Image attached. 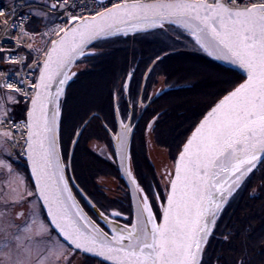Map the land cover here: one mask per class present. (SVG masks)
<instances>
[{"label": "snow or ice", "instance_id": "6c2138e0", "mask_svg": "<svg viewBox=\"0 0 264 264\" xmlns=\"http://www.w3.org/2000/svg\"><path fill=\"white\" fill-rule=\"evenodd\" d=\"M46 7L65 15L58 17L60 24L50 29L62 34L51 41L42 61L33 59L25 66V56L0 49V63L19 65L15 75L10 74L12 69L0 73L4 77L0 81V153L8 152L9 145L20 147V155L27 157L35 181L34 191L27 195L37 202L35 209H23L30 203L23 195L4 200V211H0V264H50V257L66 245L58 241L59 251L55 246L31 245L34 235L51 236L53 228L70 246L71 254H90L108 264H206L210 237L230 199L264 165V0H120L111 7L100 3V11L77 0H54ZM18 15L16 7L10 11L0 9V29L6 38L16 32L19 48L26 44L25 37L39 34L28 30L30 18L43 21L49 13L29 8L19 20ZM56 19L52 17L50 22ZM172 25L194 37L209 56L238 65L247 78L225 90L226 94L210 107L183 144L174 174L167 173L168 191L161 214L157 215L150 196L132 178L143 198L134 201L130 217L117 210L110 216L99 213L111 225L109 234L79 209L65 177L69 165L61 157L58 130L64 85L76 75L70 76L69 68L77 55H85L89 41L98 37L119 32L127 35L128 31L147 28L167 33ZM27 47L31 49L32 45ZM161 59L157 56L153 65ZM37 68L39 74L35 75ZM133 74L129 72L128 77ZM20 99L27 105L26 119H18L15 113ZM148 126L151 128L152 123ZM129 132L131 128L121 122V132L115 137L120 145L118 155ZM80 135L82 127L76 132V137ZM76 143L78 139H72V144ZM5 168L11 173V165L0 159V169ZM128 175L132 177L130 171ZM155 199L163 198L157 193ZM40 201L50 223L40 219ZM18 206L14 218L8 219L11 209ZM120 217L126 221L123 225L113 219ZM16 219L21 223L17 224ZM240 236L239 255L231 264H264V260H255L246 233L227 230L220 239L231 245ZM69 260L65 257V264ZM208 264H212L211 258ZM215 264L229 261L217 255Z\"/></svg>", "mask_w": 264, "mask_h": 264}, {"label": "flooded vegetation", "instance_id": "af4514ba", "mask_svg": "<svg viewBox=\"0 0 264 264\" xmlns=\"http://www.w3.org/2000/svg\"><path fill=\"white\" fill-rule=\"evenodd\" d=\"M144 75L141 82L137 85L134 77L129 78L127 73L120 85V91L109 94L110 101L108 100V105L110 107L103 106L105 104L102 102L100 108L90 109L87 117H85L86 114L83 116L85 118L75 130V133L86 119L90 117L82 129L83 133L85 128L90 125L89 131L86 133L88 139L84 141L81 135L77 137L78 143L73 145L71 152H69V148L72 140L68 147H66L65 140L67 136L63 127V120L60 117L58 130L60 151L63 162L68 165V158L70 161L65 174L73 196L86 216L99 227L109 232V234H111V225L100 217L99 213L101 211L109 216L113 210L121 211L129 217L133 215L129 190L120 177L116 163L114 143L112 141V138H115L119 131L121 132V122L131 128L126 152L127 174L130 171L132 174V177H129L131 181L134 178L140 188H143L150 196L157 215L161 213V204L164 203L168 191V188H166V185H168L167 173L173 172L174 160L179 152L175 150V137H172L170 133L168 135L166 132L172 130L173 107L175 108L180 91L175 90L177 87H173L172 84L174 82L167 81L165 78H163V84L160 89L153 91L154 85L157 86L158 84L157 80L152 82L145 79L146 76L144 77ZM125 82L128 84L127 90H124ZM189 89L191 90L192 86ZM81 110L80 113H82ZM94 121L95 123H93ZM149 123H152L151 128L148 126ZM100 127L105 133H100V139H96V131H99ZM90 140L95 141V143L98 141V147L93 145V149H91L88 145ZM154 148H162L166 151L163 159H161L159 153L155 154V157L152 155V152L155 151ZM69 153H71V156H69ZM0 159L6 160L12 168L11 173L6 168L0 169V211H4L2 207L4 200L16 194L23 195L30 201V203L23 205V209H35L37 207L36 200L27 195L29 191H34V187L29 177L25 157L12 156L8 151L0 153ZM69 172L73 177L76 187L70 179ZM8 178L11 179L12 188L5 187L4 180L6 182ZM98 178L115 179L114 181L117 184L110 190V195L107 194V189L100 187L101 184L97 182ZM104 187L107 188L108 186L105 185ZM13 188L16 189L15 193L12 192ZM135 189L139 200H142L143 195L138 192L136 187ZM157 193L163 198L161 201L155 199ZM254 193L252 192L250 195L257 196ZM237 194L238 198L242 192H237L234 196ZM18 209L19 206L11 209L12 215L8 219H13L15 211ZM39 211L41 213L40 219H45V222L49 223L46 220L40 202ZM253 212L255 215L256 211L254 210ZM229 218L223 219L225 222L222 223L220 222L222 219H219L214 234L210 237L208 253L205 256L206 264H208L209 258H211L212 264H215V257L217 255H223L225 260L231 264L232 257L239 255L241 237L233 240L231 245L223 244L220 239L221 233L227 230L242 234L238 230V223H228ZM113 219H118L121 225L126 222L123 217ZM15 222L21 223V219H16ZM0 223H3L2 219H0ZM255 224L256 220L250 224L249 241L247 242L253 248L255 260L259 262L264 260V229L262 230V228H259L260 226ZM225 225H227V228H225ZM50 231L57 243L54 245L57 249L59 248L58 241L66 245L53 229ZM48 238L50 236L41 235L42 240L40 244L42 247L47 246L46 242ZM44 241L45 246L42 245ZM67 249L69 252L63 250L59 254H53L50 257V264H65V257H70L69 264H107L85 254L81 255L79 252L71 254L69 246H67ZM229 249H236V251H230ZM227 255H229L228 258Z\"/></svg>", "mask_w": 264, "mask_h": 264}, {"label": "trees", "instance_id": "16d2710c", "mask_svg": "<svg viewBox=\"0 0 264 264\" xmlns=\"http://www.w3.org/2000/svg\"><path fill=\"white\" fill-rule=\"evenodd\" d=\"M128 32L129 33H127V35H125L123 32H119L112 36L97 39L85 48L88 49L91 47H95L97 49L96 52L91 56L87 55L82 60L90 61L91 64L95 62L96 64L102 63L100 67L106 64V61L108 63V61L111 60L112 64L110 65V62L107 64L110 68L109 73L97 74L98 76H101V78L105 80L108 85V87H105L104 95H100L101 103L103 102V104H105L103 106L105 107H110V105H108V100L110 101L109 94L116 93V89L120 91V85L125 75H127V73L129 72L134 73L132 78L134 77L136 84L138 85L141 82L142 76L151 61L155 57L161 56L162 59L158 61L156 65H153L151 67V71H148L145 79L155 82L157 80V76H161L167 81L174 82V84H172L173 87H177L175 90L180 91V94L178 93L179 97L176 100L175 108L173 107L174 115L172 119L173 121L171 123L172 130L166 132L168 135L170 133L172 137H175V150L176 152H178L181 145L186 140L191 130L194 128L200 118L216 102V99L214 100V97L218 89H215V87L218 88L219 86V84L213 86V83L210 82L209 84H211L214 88L208 90L207 93L204 91L205 94H201V92L199 91L195 93L193 89H189L190 86H192L193 88L197 85H206L208 83L204 82L202 84L201 82H198V80H196H202L201 77L198 76V78L196 76L195 78H193L190 74V72L192 71L190 69L196 68L193 58L195 57L196 59L203 60L204 65L207 67H212V64L214 63L216 65H219L220 67H223L224 69L228 68L224 67L207 53L203 54L202 52H194L193 50L188 51L190 50L189 48H194L192 43L195 46V42L193 40L195 38L184 30L177 28L175 25L169 26L167 33H164L160 29L152 28L144 31L140 30L138 32ZM180 45L182 46L181 48L185 49L186 52H184L180 48ZM180 59H184L187 62H180ZM174 60H178V62ZM76 62H79L78 58L74 61V63ZM184 63L189 64H186L187 66H185ZM107 65H104L103 68H106ZM231 71L234 75L240 77V80L236 83L238 84L242 80L241 75L234 70ZM77 74L78 75L76 76V79L79 81V83L81 82L82 84L83 82H86L85 79H88L90 75V73H87L86 75L85 73ZM84 75L86 76V78L84 77ZM223 82L224 81L221 80V82L219 83H221V85L223 86L225 85ZM72 84L70 81V84L66 85L65 93L60 102L62 114L61 119L63 120V127L66 131L67 136L65 140L66 147H68L79 124L85 117H87V114L85 115V117L79 116L81 114L80 110L82 109L81 111L83 112L84 108L79 107V105L81 104L80 100L76 101V99L72 98V96L70 97L71 94L68 93V89H71ZM221 89L223 90L224 88ZM225 89L227 90V88ZM105 101L107 102L104 103ZM26 107V103H20L19 106L15 108L16 116L22 117L24 112L26 111ZM97 107L100 108L101 104L99 106H89L88 110ZM77 117L79 118L77 119ZM95 121L93 123H95ZM89 126L90 125H88L87 128H89ZM88 131L89 129H87V131H83V137ZM99 131H96V133H105L101 127ZM256 172H259L258 176L264 179V165L258 167L254 171V173L251 174L250 178L241 187L240 191H238L242 192V194L238 198L237 194L236 196H234V198L230 199V203L226 206L223 215L220 217L222 219V221H220L221 223L225 222L223 219H227L229 218V216L230 220L228 223H242L240 226L238 225V230H240V232L242 233H246L247 235H249L250 233V224L255 220V225L260 226L259 228H262V230L264 229V208L261 209V206L258 205V203H260V201L264 198V191H262L264 182L262 179H259L258 183L260 184V186L258 188V191L254 193L257 196L250 195L252 194L251 186L255 180V177L253 176L256 174ZM254 210L256 211L255 215L253 212ZM240 237L242 240V236ZM239 247L241 248V245Z\"/></svg>", "mask_w": 264, "mask_h": 264}, {"label": "rangeland", "instance_id": "374dc122", "mask_svg": "<svg viewBox=\"0 0 264 264\" xmlns=\"http://www.w3.org/2000/svg\"><path fill=\"white\" fill-rule=\"evenodd\" d=\"M5 1H11V0H5ZM30 1L47 3L45 0H30ZM33 9H37V8H33ZM40 10L48 12V11L43 10V9H40ZM48 13H49V18L48 19H45V20L42 21L38 17H32L31 21L27 25V28H28V30L30 32L39 33L38 35H33L32 36L33 40H34V44H33L32 49L35 50V51H37V49L39 51H41V52H44V50L46 51L48 46H49V44L51 43V41L54 39V37H56L54 35V32L50 31V29L54 28V23L50 22L51 18L54 17V15L52 13H50V12H48ZM147 29H149V28H147ZM147 29H138L135 32H138L139 30L144 31V30H147ZM130 32H133V31H130ZM193 40L195 42V39H193ZM192 45H193L194 48H189L190 50H188V51L193 50L194 52L198 51V52H202L203 54H206L205 51L200 49L199 45H197L196 42H195V46H194L193 43H192ZM181 47L182 46L180 45V48ZM181 49L184 52H186L185 49H183V48H181ZM181 49H179V50H181ZM96 50L97 49L95 47H91V48L85 49V55L84 56H80V55L78 56V61L79 62L73 63L70 66V68H69V75L71 76L72 73H76V75L73 76L70 80H68V82L64 85V89H65L66 85L70 84V81H71V84L73 83L71 89L70 90L68 89V93H70L71 94L70 97L72 96V98L76 99V101L80 100L81 104L79 105V107L84 108L83 112L79 115V116H82V117L89 112V110H88L89 106H99L100 104H102L100 95L101 94L104 95L105 87L106 86L108 87L107 82L105 80H103L101 78V76H98L97 74H100V73L108 74L109 71H110V68L108 67L107 64L110 62V65H111L112 64L111 60H109L108 63L106 61V64H104V65H107L106 68H103L104 65L102 67H100L102 63L96 64V62H95V63L91 64L90 61L82 60L87 55H89V56L93 55L96 52ZM154 60H156V57L151 61V63ZM174 61L178 62V60H174ZM179 61L183 62V61H186V60L180 59ZM193 61L195 62L196 68L190 69V70H192L190 72L192 77L193 78H195L196 76L197 77L198 76L201 77L202 80H200V79H196V80H198V82H201L202 84L204 82L205 83L208 82L207 83L208 85L207 84L206 85H197L196 87H193L192 89H193V91L195 93H197L199 91V92H201V94H205L204 91L207 93L208 90H211V89L214 88V87H212V85L216 86V84H219L218 88L215 87V89H218V90L216 91L214 100L215 99L217 100L218 98H220L222 95L225 94L224 93L225 90H226L225 88H227V90L230 89L231 87L235 86V84L240 80V77L234 75L232 73V71L229 70V69H224L223 67H220L219 65H216L214 63L212 64V67H210V66L207 67V66L204 65L203 60L196 59L195 57L193 58ZM186 64L188 65L189 63H184L185 66H187ZM1 65L5 66V67H8V68H13V65H8V64H1ZM152 66H153V64L151 65V67ZM147 69H146V71H147ZM146 71H145V73H146ZM77 73H85V75L87 73H90V75H89L88 79H85L86 82H83V84H82L81 82L79 83V81L76 79L77 78L76 76L78 75ZM85 75H84V77L86 78ZM205 77H207V78H205ZM157 80H158L157 81L158 84H157V86L154 85L153 91L159 90L160 87L163 84V77H161V76L158 77L157 76ZM221 80L224 81L223 82L225 84V85H223L224 87L221 85V83H219V82H221ZM210 82H212L213 84L212 85L209 84ZM221 88H224V89L222 90ZM116 92H118L117 89H116ZM213 93H214V91H213ZM61 99H62V97L60 98V102H61ZM19 104H20V102H19ZM19 104L17 106H19ZM78 118L79 117H77V119ZM87 129H89V128L86 127L85 131H87ZM99 135L100 134L96 135V139H100ZM81 137H82V140H84V141H86L88 139L86 134L84 135V137H83V135ZM98 144H99L98 141H97V143H95V141H93V140H90L88 142V145H89V147L91 149H93V145L94 146L96 145L98 147ZM158 153L161 155V159H163L165 154H166V151L164 149H162V148H158V149H155V151L152 152V155H154V157H155V154H158ZM9 154L12 155L10 153V150H9ZM16 157H18V156H16ZM19 158H21V157H19ZM156 158H157V156H156ZM103 163H105V162H103ZM156 164H158V162H156ZM258 175H259V172H256V174L253 176V177H255V180H254V183L251 186V192H255L256 193L258 191V188L260 186V184L258 182H259V179H262ZM261 177H263V176H261ZM114 180L115 179H113V178H98L97 182L99 184H101L100 185L101 188L107 189V194L110 195V193H111L110 190H112L113 187L117 184L116 181H114ZM262 180L264 182V179H262ZM4 183H5V187L6 188L7 187H11L12 188L13 187V185L11 183V179H9V178H8V180L6 182L4 180ZM105 185L108 186V187L105 188L104 187ZM253 189H255V191H253ZM260 190H261V187H260ZM262 191H264V183H263V186H262ZM263 197H264V192H263ZM258 205L261 206V209L264 208V198L260 201V203H258ZM2 224L3 223H0V225H2ZM17 224H19V223H17ZM241 224L242 223H239L238 225L240 226ZM33 231L35 232L36 229L34 228ZM2 235L3 234L0 233V238H2ZM41 240H42L41 239V235H34L33 243L31 245V247H33V248H36L37 246L42 247L41 244H40ZM46 244H47V247H53L57 243L55 242L54 237L51 235L50 238H48ZM42 245L45 246V241H44V243ZM57 250L59 251V248ZM63 250L65 252H69V250L67 249V246ZM59 252H62V251H59ZM228 256L229 255H227V258H228ZM236 258H238V256L237 257H232V260H234ZM0 260H3V255L2 254H0Z\"/></svg>", "mask_w": 264, "mask_h": 264}, {"label": "built area", "instance_id": "2783aa9c", "mask_svg": "<svg viewBox=\"0 0 264 264\" xmlns=\"http://www.w3.org/2000/svg\"><path fill=\"white\" fill-rule=\"evenodd\" d=\"M47 3H41V2H35V1H28V0H11V1H5V0H0V9L3 10H11L12 7H16L18 10L19 15L17 16V20H19V16H23L25 13L29 11V8H40L43 10H46L54 15V17H57V19L54 22V28L60 24V19L58 17L64 16V13H53L51 12L46 6L50 5L54 2V0H45ZM144 2H151V0H142ZM120 0H77V3H87L90 8H95L96 11L102 10L98 5L100 3H103L105 7H111L113 3H119ZM43 6V7H42ZM77 12H82L83 9H76ZM32 17L30 18L29 22L31 21ZM27 22V25L28 23ZM60 33H54L55 36L59 35ZM26 41V44L23 47L17 46V41H16V32L12 33L11 38H6L5 37V32L3 29H0V49H4L5 51H12L15 53H18L19 55L25 56V66L31 65L33 63V59H39L42 61L44 58V52L41 51H35L32 48H28L27 44H31L33 47L34 40L33 37H25L24 38ZM0 63V73H8L9 69H12V72L10 73L11 75H15V72L19 70V65H13L11 62L8 63V65H13V68H8ZM38 68L35 69V75H37ZM23 75V73H21ZM3 76H0V81L3 80ZM20 103L24 104L26 103L23 99H20ZM9 150L10 153L13 156H18L21 158H24L25 156L20 155L21 149L20 147L16 148H11L9 145Z\"/></svg>", "mask_w": 264, "mask_h": 264}, {"label": "water", "instance_id": "95a60500", "mask_svg": "<svg viewBox=\"0 0 264 264\" xmlns=\"http://www.w3.org/2000/svg\"><path fill=\"white\" fill-rule=\"evenodd\" d=\"M128 2L131 3L132 0H128ZM142 2H144V1H142ZM61 34H62V33H61ZM61 34H60V35H61ZM57 38H58V36L55 37L53 40H55V39H57ZM99 38H102V37H98L97 39H99ZM97 39L92 40V41H89V43L85 46V48H86L87 46H89L91 43H93L94 41H96ZM50 46H51V43L49 44L48 47H50ZM46 51H47V50H46ZM78 56H79V55H77V56L73 59L72 64H73L74 61L78 58ZM211 57L214 58L216 61H218L220 64H222L224 67H226V68H228V69H231V70H234V71H236L238 74H240L241 77H242V80H241L239 83H242V82L247 78L246 73L244 72V70L241 69V68H239L238 65H235V64H233V63H231L230 61H227V60L217 59V58L214 57V56H211ZM43 59H44V58H43ZM43 59H42V60H43ZM72 64H71V65H72ZM152 64H153V62L149 65V67H148V69H147V71H146L144 77L146 76V74H147V72L149 71L150 66H151ZM71 65H70V66H71ZM38 74H39V69H38L37 75H38ZM239 83H238V84H239ZM230 90H231V89H230ZM225 94H226V93H225ZM222 96H223V95H222ZM222 96H221L220 98H222ZM220 98H219V99H220ZM219 99H218V100H219ZM218 100H216V102H217ZM214 104H215V103H214ZM214 104H213V105H214ZM213 105H212V106H213ZM209 109H210V108H209ZM209 109H208V110H209ZM208 110H207V111H208ZM207 111H206V113H207ZM26 113H27V108H26V112H25V119H26ZM206 113H205V114H206ZM205 114H204V115H205ZM204 115L200 118V120L203 119ZM89 119H90V117H89L88 119H86V121L81 125L82 129L84 128L85 124L88 122ZM200 120H199V121H200ZM199 121L197 122V124L199 123ZM197 124H196V125H197ZM196 125H195V126H196ZM195 126H194V128L191 130V132H190V134L188 135V137L191 136L192 132L195 130ZM81 127L79 128V130L81 129ZM76 132H77V131H76ZM119 133H120V131H119ZM130 134H131V132H129L128 135H127V137H126V141H125L123 147L121 148V154H120V155L117 154V150H118V148H120V145H119L118 142L115 140V138H112V141H113V143H114L116 163H117V167H118V170H119V173H120V177L123 179L124 183H125L126 186L128 187V190H129V196H130V201H131V207H132V212H133V214H134V209H135L134 201L139 200V198H138V195H137L136 189H135L134 185L132 184L131 179L129 178V176H128V174H127V169H126V152H127V146H128V142H129ZM188 137L186 138V140L188 139ZM72 139H77V137H76V133L74 134V136H73ZM186 140L183 142V144L186 142ZM183 144L181 145L180 149L182 148ZM73 145H74V144H72V141H71V143H70V148H69V152H71V150H72V148H73ZM179 151H180V150H179ZM178 155H179V152L177 153V155H176V157H175L174 165H175V161H176ZM25 160H26V164H27V169H28V173H29L30 180H31V182H32V184H33V187H34V189H35V181H34V179L32 178L31 168H30V166H29V164H28V161H27V157H26V156H25ZM69 162H70V161H69V158H68V165H69ZM69 171H70V170H69ZM174 171H175V168H174V166H173V172H172L173 174H174ZM69 176H70V179H71L73 185L76 187V184H75V182H74V180H73V177H72V175H71L70 172H69ZM65 177H66V174H65ZM66 179H67V177H66ZM69 188H70V185H69ZM70 189H71V188H70ZM71 194H72V196H73L72 190H71ZM166 195H167V194H166ZM73 197H74V196H73ZM74 199H75V198H74ZM75 201H76V200H75ZM164 203H166V197H165ZM40 204H41V207H42V209H43V211H44V214H45V216H46V218H47V210L43 207V202L40 201ZM77 205H78V204H77ZM78 207H79V206H78ZM79 209H81V208L79 207ZM82 212H83V211H82ZM83 214L86 216V214H85L84 212H83ZM160 214H161V213H160ZM86 217H87V216H86ZM87 218H88V217H87ZM88 220H90V219L88 218ZM48 222L50 223V221H48ZM53 230H54V228H53ZM54 231H55V230H54ZM55 233H56V232H55ZM56 234L58 235V233H56ZM59 238L63 241V238H62V237H59ZM63 242L67 245V242H65V241H63ZM69 247H70V246H69ZM85 255L90 256V257H93V258H96V259L102 261V258H98V257L92 256V255H90V254H85ZM105 263L108 264V262H105Z\"/></svg>", "mask_w": 264, "mask_h": 264}, {"label": "bare ground", "instance_id": "6f19581e", "mask_svg": "<svg viewBox=\"0 0 264 264\" xmlns=\"http://www.w3.org/2000/svg\"><path fill=\"white\" fill-rule=\"evenodd\" d=\"M60 34H61V33H60ZM60 34H59V35H60ZM57 36H58V35H57ZM57 36H56V37H57ZM54 38H55V37H54ZM44 51H45V50H44ZM26 106H27V105H26ZM26 108H27V107H26ZM25 112H26V111H25ZM25 112H24V114H23L22 117H17V118H18V119H25Z\"/></svg>", "mask_w": 264, "mask_h": 264}]
</instances>
